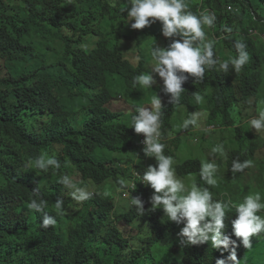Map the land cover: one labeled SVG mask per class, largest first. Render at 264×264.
<instances>
[{"label":"trees","instance_id":"16d2710c","mask_svg":"<svg viewBox=\"0 0 264 264\" xmlns=\"http://www.w3.org/2000/svg\"><path fill=\"white\" fill-rule=\"evenodd\" d=\"M119 1L0 0V83L12 74L24 100L18 128L6 127L0 121V147L14 145L17 152L24 150L36 158L47 153L43 151H51L58 146L56 152L51 151L47 155L53 156L61 165L59 169L49 166L53 171V184L51 188H42L34 176L29 175L20 182L0 162V210L14 224L15 238L21 244L24 256L30 261L44 257L42 264H217L219 260L225 264H240L256 244L253 238L257 243H264L262 232L252 236L249 245L245 246L242 238L235 235L233 227L237 219L235 209L243 203V195L250 193V187L243 183L244 173L250 167L233 171V165L246 161L253 163L264 148L259 136L251 138L245 132L246 113L253 107L258 109L259 101L264 100V36L252 34L258 31L264 35V0H203L202 11L210 9L215 14L212 26L202 25L209 29L206 36L213 42L212 56L202 66V75L177 73L187 77L181 85L183 91L178 99L170 93L159 98L162 136L166 139L174 137L175 145L184 143L187 136L216 131H230L235 138V146L230 149L227 162L224 164L222 160L218 163L220 180L206 189L211 194L210 203L218 202L224 206V228L220 234L235 242L227 247L231 251L226 254L215 249L208 239L190 244L186 237L181 236L182 250L171 259L156 255L155 248H162L165 241L172 240L179 228L187 226L186 220L164 225L166 212L162 207L153 206L149 187H144L141 181L139 189L133 193L140 200L142 209L135 204L117 207V202H109L105 193L104 196L100 194L112 179L119 188H125L132 178L134 163L143 176L147 172V154L141 151L139 143L142 134L134 131L132 123L133 117L138 115L136 107L156 111L151 100L157 94L155 89L161 88L139 87L131 98L136 102L132 114L123 110L116 112L111 106L116 95L135 89L136 77L142 71L144 74L153 72L151 51L156 46L152 42L145 43L144 39L145 35L155 36L157 27L162 26L160 21H154L139 36L144 58L140 61L142 68L135 69L121 41L116 42L112 33H107L109 26L82 31L80 25L81 20L92 14L90 10L98 9L99 17H104L108 7ZM69 2L75 4L70 6ZM183 3L186 5L184 11L196 16L203 13L198 0H183ZM231 6L239 11L230 10ZM37 24L45 29L37 37L44 42L50 39L53 43L65 42L72 35L80 38L92 35L85 42L97 49L89 57L92 67L84 74L72 76L76 80L75 85L51 81L46 82L44 88H35L31 87L30 81L23 79L21 60L32 46L24 41V37ZM132 32L138 37L136 32ZM217 38L221 41L217 42ZM182 39L179 35L173 36L171 44ZM206 42L204 37L203 42L195 40L192 46L200 47L203 52V43ZM238 42L246 45L248 53V60L239 71L227 62L238 56ZM197 95L202 97L200 101L196 100ZM182 109L186 110V120L192 121L188 129L179 123L184 115ZM87 111L96 115V122L88 133L87 125L77 129L71 120L75 114ZM38 127L42 128L38 138L22 133ZM127 151L130 153L127 164L131 166L122 169L117 163L124 160L118 154ZM164 151L166 156L173 155L169 147ZM135 156H139L138 163ZM257 162L262 163L261 180L264 183V161ZM202 163V158H191L178 166V173L183 177L199 174ZM157 164L155 161L152 167ZM76 174L81 177L76 184L89 193V199L85 201L76 198L80 194L76 188L63 182L65 175L74 181ZM87 186L94 187L96 191L90 192ZM36 189L38 195L34 193ZM109 198L115 200L112 196ZM33 199L47 202L42 206H45V213L56 219L54 226L42 227L45 215L41 212H37V222H30L22 208ZM57 201L62 202L63 215L55 207ZM124 222L130 224L131 235H128ZM132 223H136V228ZM233 251L236 261L229 259ZM2 254L7 259L5 264H14L15 254L11 249L5 247Z\"/></svg>","mask_w":264,"mask_h":264},{"label":"clouds","instance_id":"9594fccd","mask_svg":"<svg viewBox=\"0 0 264 264\" xmlns=\"http://www.w3.org/2000/svg\"><path fill=\"white\" fill-rule=\"evenodd\" d=\"M198 1L200 2V10L202 11L203 0ZM74 4L75 2H69L70 6ZM185 8L186 5L183 3V0H120L118 3L108 7L107 12L104 13L106 14L104 17H99L98 9L90 10L92 14H89L88 19L81 20L80 25L82 31L83 29L94 31L95 28L109 26V28H106L107 33H112V38L116 42L118 40L121 41L123 48L127 49V55L133 51H138V64L132 62L135 69L139 70L142 68L140 61L144 58L143 49L139 47V36L146 32L154 21L162 23V26L157 27L155 36L145 35L144 39L145 43L152 42L156 46L151 51L154 61L152 66L153 72L151 74H157V86H152L154 82L153 76L147 73L144 74L142 71L136 77L135 89L121 96L116 95L111 105L114 107L116 104L121 103L128 108L127 110H121L132 114L135 111L136 102L131 98L136 95L134 92L138 91L139 87H161L155 89L157 90V94L151 100V105L156 111H150L147 107H136L138 115L133 117L132 123L134 131L137 134H142L139 136V143L142 148L141 151L147 154L145 160L148 163L146 165L147 172L143 176L137 168L138 174H135L132 170L131 180L127 181L125 188H119L121 190H119V193L121 199L129 201L127 206L135 204L142 209L143 206L140 200L135 198L133 192L139 189V181L142 182L144 187L149 184L155 190V193H157V195L152 197L154 207L159 208L162 206L172 221H187V226L182 230L181 235L186 237L190 244L207 240L206 233L213 232L212 240L214 246L219 248L223 245L227 248L230 243L234 244L235 242L230 241L226 237L221 238L220 232L224 228V206L218 202L214 204L210 203L211 194L207 190L198 189L195 185H192L191 190L186 195H178L185 191V186L175 178L172 168L175 156V151L173 150L175 138H164L162 136V126L160 125L161 113L159 106L161 101L159 98L164 94L168 95L170 93L173 98L178 99L183 91L181 85L187 79L186 76H178L177 73L202 75L204 71L202 66L205 64L206 59L212 56L213 42H211L210 37L206 36L209 29H206L202 25H213L215 20L214 12L206 9L202 11L203 13L200 16H196L191 12L184 11ZM229 9L239 11L233 6L229 7ZM132 31L136 32L138 37L134 36ZM43 32H45V29L40 24H37L32 26L24 37V41L31 43L32 46L26 51L25 57L21 60L23 79L30 81L31 87L35 88H44L45 83L51 81L75 85L76 80H73L72 76L74 74H84L92 67L89 57L97 49L85 43L92 35L84 38L72 35L68 41L53 43L51 39L44 42L37 38ZM252 34L254 36H264L258 31H253ZM176 35L183 37L182 41L176 40L171 44L173 36ZM204 37L207 42L203 43L202 52L200 47H193L192 45L195 40L203 42ZM216 40L219 42L221 38H217ZM236 49L238 56L227 62L233 64L236 70L239 71L247 62L248 53L245 50L246 45L243 43L238 42ZM207 62L209 64L212 63L211 60H207ZM14 81L12 74H9L7 79L3 83H0V121L9 128H18L17 122L24 103L23 96ZM201 99V96H196L197 101ZM261 104L264 105V101ZM115 111L118 112L120 110ZM71 120L77 129H81L84 125H87L88 133L96 122V115L87 111L75 114ZM191 122L189 119L185 120L183 127L186 128ZM249 123L253 129L259 130L264 128V107H261L259 110L258 118H253ZM214 128L211 127L210 129ZM22 133L24 136L38 138L42 133V128L38 127L30 132ZM145 136L147 138L145 141L147 148H145L142 142ZM57 147H53L51 151L56 152ZM165 147L171 149L173 152L172 156L163 154ZM51 151H43L42 153ZM213 151H221V149L214 148ZM47 153L33 158L24 150L17 152L14 145L1 146L0 162L4 163V167L9 169L11 173H14L20 182L30 175L35 177L42 188H51V184H53V171L49 166L59 169L61 165L57 159L47 155ZM155 161H158V164L152 167ZM251 165L252 161H246L243 164L237 162L233 165V171L242 170ZM215 169L216 165L214 164L202 163L201 174L210 185L217 183L216 179L213 178ZM63 182L72 185L79 181H76L75 178L73 181V179L71 180L65 175ZM121 183L124 182L121 181ZM78 191L80 193L76 197L78 200L85 201L89 199V193L84 188L81 187ZM34 193L38 195V189L34 190ZM161 193L162 195H159ZM115 199L117 207L122 206L116 197ZM46 203L44 200L38 202L36 199H33L28 206L22 208L29 216L32 224L37 222V212L45 215L42 227L47 228L56 224V219L51 214L45 213V206L42 205ZM55 207L63 215L61 211L62 202L57 201ZM262 209H264V202H262V196L259 192L245 196L243 203L235 209L237 214V219L233 223L235 235L242 238L245 246L249 245L252 236L264 232V216L257 214ZM206 217H211L212 222L204 223L201 226ZM15 233L14 224L0 210V264H5L7 260L2 254L5 247L14 252V264H42L44 257H38L30 261L24 256L21 244L15 238ZM229 259L236 261L235 251L232 252ZM217 264H225V262L219 260Z\"/></svg>","mask_w":264,"mask_h":264},{"label":"rangeland","instance_id":"374dc122","mask_svg":"<svg viewBox=\"0 0 264 264\" xmlns=\"http://www.w3.org/2000/svg\"><path fill=\"white\" fill-rule=\"evenodd\" d=\"M133 47H134V45H133ZM128 57L135 64H138V57H139L138 51H133L132 53H130L128 55ZM148 75L153 76L154 82H153L152 86H157V83H156L157 82V74L148 73ZM261 102L259 101L258 109L256 107H253L252 110H250L249 112L246 113V116H248V117L246 119V131L245 132L251 138H253L255 136H259L261 139V142H264V128H261L259 130L253 129L251 127V124L249 123L253 118H258L259 110L261 109V107H264V105H262ZM114 109L115 110H121V109L127 110L128 108L125 105L119 103V104H116L114 106ZM185 113H186V110L184 109V115H182V118L179 120V123H181L180 125H183V122L187 118V114H185ZM124 120L126 121V118ZM181 120H184V121H181ZM175 122H177V121L175 120ZM185 129H188V128L186 127ZM225 141H226V143H225ZM234 141H235L234 134L231 133L230 131H228L227 133H222V131H216L215 133H199V134H196L195 136H193V135L187 136L184 143L175 145L173 148V150L175 151V156L173 158L174 163L172 165V168L174 171L175 178L177 180H179L181 183H183L185 186V191L183 193H179L178 195H186L187 192L191 190L192 185H195L200 190H206L207 188L213 187V185H210L207 183V181L203 178L201 173L193 174V175L185 176V177L180 176L178 171H177L178 165L184 163L185 161H187L191 158H200V159L202 158L204 163H210V164L216 165V169L213 173V178L216 179V181L218 182L221 178V175L219 174V171L221 169H219L220 167L218 166V163L222 160H223L224 164L227 162L230 149L233 146H235ZM236 146L239 147V145H236ZM214 148L221 149V151H213ZM128 151L125 153H122V154H118L124 160V162L117 163L118 165H121L120 167L122 169H129V167L131 166V165L127 164V161H128L127 158H130V153ZM258 160L264 161V148L260 151L258 159L256 161H254L252 163V165L250 166V168H248L245 171L243 183L247 184V186L250 187L249 195L259 192L262 196V202H264V183L261 180L262 163H258L257 162ZM136 162L137 163L139 162V156L136 157ZM146 165H148V163H146ZM132 167H133V172L135 174H138L139 172L136 169L137 166L135 163L132 164ZM75 180L76 181L81 180V178L78 174H76ZM109 184L110 185L107 188H105L103 192H100V194L104 196V193H105V196L107 197L106 200L109 202H115L116 201V199L111 200L109 197H111V196L114 198L116 197L119 200V203L121 205L127 206L129 204V201L121 199V195L119 193L120 189L117 186L116 181H114L112 179L109 182ZM261 184L263 186H261ZM72 186L74 188H76V191H78L79 186L77 184L74 183V184H72ZM145 187H149L148 188L149 189L148 194L152 200V197L154 195H157V193H155V190L149 184L145 185ZM89 189H91L90 192H92V193H94L96 191V189L94 187H90ZM159 195H162V193ZM243 197H245V194L243 195ZM258 215L264 216V209H262L258 213ZM171 221L172 220L170 219V217L166 213L163 217L164 225H168L169 223H171ZM211 221H212L211 217H208L205 220L206 223H211ZM124 223L127 225V230H129L128 235H131L130 224L126 223V222H124ZM132 224H133V227L136 228L135 227L136 223H132ZM184 228L185 227L179 228L176 231L177 233L175 232L176 234H174L172 236V238H171L172 240L165 241L162 248L158 249V247H156L155 248V254L166 256V258L171 259L180 250H182L180 237L182 236L181 233H182V230ZM206 235L208 237L209 244L212 247H214L215 249H221V251L226 253V254L231 251L230 249L223 248L222 245L219 248L214 246L213 240H212V237L214 235L213 232H207ZM221 238L223 239L222 235H221ZM178 241H179V243H178ZM252 241H255L256 244H254L251 247V249H249L248 255L246 256V259L243 260L240 264H264V243L263 244L257 243V239H254V238ZM165 249H166V251H162ZM176 258H179V256L174 257V259H176Z\"/></svg>","mask_w":264,"mask_h":264},{"label":"built area","instance_id":"2783aa9c","mask_svg":"<svg viewBox=\"0 0 264 264\" xmlns=\"http://www.w3.org/2000/svg\"><path fill=\"white\" fill-rule=\"evenodd\" d=\"M146 136L143 138V140H142V142H143V145L145 146V148H147V145H146V143H145V141H146Z\"/></svg>","mask_w":264,"mask_h":264}]
</instances>
